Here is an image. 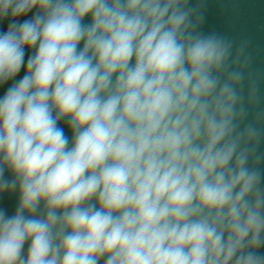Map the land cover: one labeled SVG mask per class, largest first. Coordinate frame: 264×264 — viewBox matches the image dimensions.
<instances>
[{"label": "clouds", "instance_id": "clouds-1", "mask_svg": "<svg viewBox=\"0 0 264 264\" xmlns=\"http://www.w3.org/2000/svg\"><path fill=\"white\" fill-rule=\"evenodd\" d=\"M204 7L0 0V264H264V108Z\"/></svg>", "mask_w": 264, "mask_h": 264}, {"label": "water", "instance_id": "water-1", "mask_svg": "<svg viewBox=\"0 0 264 264\" xmlns=\"http://www.w3.org/2000/svg\"><path fill=\"white\" fill-rule=\"evenodd\" d=\"M204 21L200 30L205 34L215 32L233 41V56L236 48L244 44L242 60L249 63L245 71V95L248 84L255 81L260 96L259 107L264 108V0H204ZM20 75H23V70ZM4 89H0V95ZM247 106V105H246ZM66 134L70 132L65 128ZM264 151V146H262ZM264 168V165H261ZM0 207L9 214L15 207V197L7 194L0 199Z\"/></svg>", "mask_w": 264, "mask_h": 264}]
</instances>
